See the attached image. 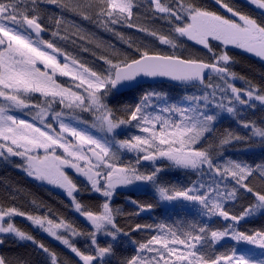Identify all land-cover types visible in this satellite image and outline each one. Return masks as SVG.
Instances as JSON below:
<instances>
[{"label":"snow or ice","instance_id":"snow-or-ice-1","mask_svg":"<svg viewBox=\"0 0 264 264\" xmlns=\"http://www.w3.org/2000/svg\"><path fill=\"white\" fill-rule=\"evenodd\" d=\"M216 3L231 18L197 0H0V159L19 158L17 167L29 177L63 189L75 213L90 225L85 231L63 217L0 205V245L6 236L31 242L47 264H64L16 225L15 217H23L82 264H111L125 238L135 254L119 264H264V230L238 227L246 218L264 215V162L225 158L222 151L241 142L264 146V120L258 124L241 116L258 105L264 108V86L245 80L246 87H237L235 82L245 78L232 70L235 61L227 51L234 46L264 59V21L225 0ZM249 3L264 10V0ZM50 6L60 15L50 16ZM65 14L111 33L132 51L106 45L75 23V31L64 27L62 34ZM146 18L166 21L168 33L143 26ZM124 28L145 33L170 51L137 44ZM182 38L202 46L209 58L185 56ZM58 41L70 42L75 52ZM81 53H89L92 63ZM143 78H168L195 91L174 101L166 93L144 91L135 105L114 106ZM224 114L249 135L229 130L214 143L216 123ZM129 129L138 134L129 135ZM121 151L134 153V161L122 162ZM166 168L197 178L185 186L165 183L161 173ZM69 169L84 183L78 184ZM140 184L151 186L158 202L173 211L177 205H198L206 222L180 219L122 227L118 218L124 213L113 206V197L117 189ZM85 193L98 194L102 203L94 208L85 204L78 198ZM241 199L249 201L242 211L226 208ZM129 203L137 209L131 215L154 207L131 198ZM217 217L226 223L215 226ZM132 232L149 234L137 240ZM77 237H86L90 247L81 250ZM222 241L232 242L227 251L217 250ZM0 264L22 262L0 255Z\"/></svg>","mask_w":264,"mask_h":264},{"label":"trees","instance_id":"trees-1","mask_svg":"<svg viewBox=\"0 0 264 264\" xmlns=\"http://www.w3.org/2000/svg\"><path fill=\"white\" fill-rule=\"evenodd\" d=\"M197 2L210 11H215L218 14L229 16L220 5L216 3V0H197ZM230 6H233L236 10H239L245 14L251 15L258 21H264V10H259L253 5L248 3L246 0H225ZM50 16H58L60 13L55 9L54 6H50L48 13ZM231 15V14H230ZM65 19L68 21L67 25L62 27V34L64 27H67L69 33L75 31L72 24L81 25L86 31L92 34V37L102 40L104 44L115 45L116 48L122 52H131L127 44L123 41L118 40L111 33H106L102 29H98L95 26L89 24L86 21H80L79 18H73L71 14H65ZM143 26L147 28H153L160 31L162 34H167L169 30V25L164 20L153 21L151 19H144L141 21ZM49 27H51V22ZM126 37L131 38L136 41L137 44L146 45L150 49L157 51L156 48L160 47L158 41L146 35L145 33L136 31L135 29H121ZM51 38L49 33H45V39ZM183 44L181 52L187 56L188 52L184 49V45H187V51L189 48L190 54L193 57H199L202 59H208V53L206 49L202 46L196 45L192 41H187L182 38ZM59 44L65 46L70 53L75 52V46L70 42L58 41ZM213 45L219 47L218 43L213 41ZM162 49V50H161ZM162 52H169V48L158 49ZM228 54L234 59L235 63L233 65V71H235L238 76L244 77L245 79L237 80L240 86L246 87L245 80L251 81L254 84L264 86V61L251 56L242 49L236 47H228ZM83 59L88 60L92 63L93 58L89 53H81ZM155 90L159 92L166 93L170 101L177 100L185 93V91L191 92L194 89L177 88L167 84H160L156 86H140L130 92L124 93L119 97V102H113L114 106H133L135 105L144 91ZM241 116L245 120L255 121L258 124L260 121L264 120V108H257L256 110H248L241 113ZM232 131L241 136H248L249 131L244 129L236 119L224 114L216 123V131L212 135V141L218 142V139L225 134L226 131ZM128 134H138L135 129H129ZM121 138H125L121 136ZM223 156L225 158H232L236 160L246 161L249 164L252 163H262L264 162V146H261L258 142H248V143H234L224 147ZM121 153V152H120ZM120 159L122 162L134 161L129 155L122 153ZM196 176L183 169L176 168H166L164 172L161 173V179L165 183L185 186L188 183L196 180ZM78 183V182H77ZM82 184V183H78ZM85 204L95 207L96 205L102 203V197L93 194H81L78 197ZM129 198L134 199L142 204H153L154 207L151 210L141 212L139 215H131L136 212V206L129 203ZM35 201V204H33ZM114 207H119L124 213L118 218V223L125 228L129 226H134L135 224H154L161 221H167L172 223L174 221H179L183 219L185 221L197 220L201 222H206L204 218L200 215L198 211V205H185L183 209L179 205L175 206L176 210L173 211L172 208H167L165 204L158 202L154 190L149 186L148 189L142 190H126L118 191L112 200ZM249 203L248 200L241 199L236 203L229 202L226 208L232 212L238 213L242 211ZM0 205L4 206H18L21 210L30 213H39L41 215H50L53 219H58L63 217L64 219L73 222L78 228L82 230H90V227L83 221V219L75 214L72 204L64 197L61 193L45 187L33 180H31L25 173L17 171L13 167L5 164H0ZM15 223L22 230L27 231L33 235L38 241L43 242L51 250L55 251L60 259L64 261V264H82L79 258L76 257L70 250L66 249L64 246L58 244L56 241L43 234L39 230L35 229L31 223L26 220H21L15 218ZM223 223H226L220 218H214V225L219 227ZM238 227L242 231H252V230H264V215H256L253 217L246 218L240 221ZM149 233L146 232H132V239L143 240ZM103 243V241H101ZM76 245L81 248V250H86L90 247L89 242L86 237H79L75 241ZM231 241H222L217 245V250L220 252L227 251L231 247ZM244 248L248 246H242ZM258 251V250H257ZM133 246L127 242L125 238L124 242L119 245L116 249V255L112 258L111 264H119L134 255ZM0 255L12 260H19L22 264H47V258L42 251L38 250L35 245L31 242H21L16 239L6 236L4 239V244L0 245Z\"/></svg>","mask_w":264,"mask_h":264},{"label":"rangeland","instance_id":"rangeland-1","mask_svg":"<svg viewBox=\"0 0 264 264\" xmlns=\"http://www.w3.org/2000/svg\"><path fill=\"white\" fill-rule=\"evenodd\" d=\"M248 3H249V0H246ZM255 7V6H254ZM255 8H257V7H255ZM258 9V8H257ZM260 10V9H259ZM229 16H230V18H231V15L229 14ZM44 38H45V35H44ZM186 40V39H185ZM216 42V41H215ZM218 43V42H217ZM161 46L162 45H160V47H158V48H156L157 49V51H159L158 49L159 48H161ZM168 48L167 46H164V48ZM184 49H186V52H188V55H189V53H190V50H191V48H189L188 49V51H187V45H184ZM229 47H234V46H229ZM162 50V49H161ZM248 54H250L251 56H253V57H256V58H259V57H257V56H255L254 54H252V53H248ZM259 59H261V58H259ZM261 60H263L264 61V59H261ZM61 79H66V78H61ZM236 83V86L237 87H242V86H240L239 85V83H237V81L235 82ZM243 88V87H242ZM257 108H261L259 105L257 106ZM256 108V109H257ZM255 109V110H256ZM122 153H125V154H127V155H129L132 159H134L135 158V154L134 153H131V152H124V151H121V153H119V154H122ZM120 157H121V155H119ZM21 163V161H20V159L18 158L17 159V161H14V158H11L10 160H3V159H0V164H5V165H9V166H11V167H13L14 169H16L17 171H21V172H23V173H25L26 174V172L25 171H23L21 168H19V167H17V165H19ZM68 171V174L70 175V176H72L73 177V179L74 180H76V182H78V183H84V180H83V178L82 177H78V176H76L75 174H74V172L72 171V170H67ZM27 175V174H26ZM28 176V175H27ZM29 177V176H28ZM31 180H33V181H35V182H37V183H39V184H41V185H43V186H45V187H48V188H50V189H53V190H55V191H57V192H59V193H61L64 197H66L67 199H69V201L71 202V200H70V198L66 195V193H65V191L63 190V189H61V188H59V187H56V186H53V185H49V184H47L46 182H40V181H37V180H35V179H33V178H31V177H29ZM147 188H149V185H142V184H140V185H133V186H130L129 188H124V189H117V192L118 191H126V190H137V189H147ZM93 195H96V196H99L98 194H93ZM100 197V196H99ZM167 208H173V206H169V205H165ZM74 210V209H73ZM75 212V211H74ZM75 214H77V213H75ZM77 215H79V214H77ZM81 217V216H80ZM15 218H19V219H21V220H26L25 218H23V217H15ZM82 219H83V221L90 227V225L85 221V219L83 218V217H81ZM27 221V220H26ZM28 222V221H27ZM30 223V222H29ZM36 229V228H35ZM37 230H39V229H37ZM40 232H42L41 230H39ZM43 234H45V235H47L46 233H44V232H42ZM48 236V235H47ZM48 237H50V236H48ZM51 238V237H50ZM51 239H53V238H51ZM77 239H79V237H77V238H75V241L77 240ZM54 240V239H53ZM55 241V240H54ZM58 244H60V245H62L60 242H58V241H56ZM63 246V245H62ZM65 247V246H64ZM66 248V247H65ZM67 249V248H66ZM69 250V249H68Z\"/></svg>","mask_w":264,"mask_h":264},{"label":"water","instance_id":"water-1","mask_svg":"<svg viewBox=\"0 0 264 264\" xmlns=\"http://www.w3.org/2000/svg\"><path fill=\"white\" fill-rule=\"evenodd\" d=\"M159 84H169L174 87L182 88L177 82L171 81L168 78H143L140 80V83L137 87L132 88V89H127L124 91V93L130 92L140 86H145V85H150V86H155ZM145 165H147V162H145Z\"/></svg>","mask_w":264,"mask_h":264},{"label":"flooded vegetation","instance_id":"flooded-vegetation-1","mask_svg":"<svg viewBox=\"0 0 264 264\" xmlns=\"http://www.w3.org/2000/svg\"><path fill=\"white\" fill-rule=\"evenodd\" d=\"M17 159H18V158H15V157H14V160H17Z\"/></svg>","mask_w":264,"mask_h":264}]
</instances>
